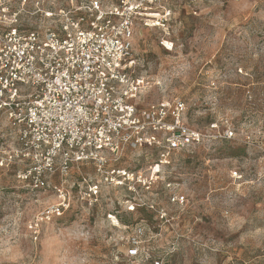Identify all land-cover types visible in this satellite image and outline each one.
Here are the masks:
<instances>
[{
    "label": "rangeland",
    "instance_id": "1",
    "mask_svg": "<svg viewBox=\"0 0 264 264\" xmlns=\"http://www.w3.org/2000/svg\"><path fill=\"white\" fill-rule=\"evenodd\" d=\"M162 3L164 22L136 26L138 72L149 81L143 102L182 98L203 142L167 165L152 146L126 150L112 166L141 175L133 192L79 163L65 183L66 208L42 220L57 192L25 186L20 163L0 166V264H264V0ZM12 5L26 11V27L50 23L35 0ZM7 128L0 119V134ZM138 224V255L128 257Z\"/></svg>",
    "mask_w": 264,
    "mask_h": 264
},
{
    "label": "built area",
    "instance_id": "2",
    "mask_svg": "<svg viewBox=\"0 0 264 264\" xmlns=\"http://www.w3.org/2000/svg\"><path fill=\"white\" fill-rule=\"evenodd\" d=\"M162 1L81 0L43 9L35 0V13L50 23L29 28L23 7L0 0V119L8 127L0 134V166L20 163L16 177L25 186L57 192L40 220L66 208L65 183L79 163H92L105 182L133 192V181L144 184L141 175L112 166L126 150L152 146L157 164L167 165L174 153L203 142L205 134L186 121L182 98L143 102L149 81L138 72L136 26L164 22ZM143 235L136 225L128 257L138 255Z\"/></svg>",
    "mask_w": 264,
    "mask_h": 264
}]
</instances>
